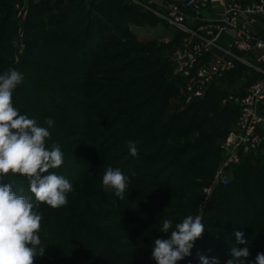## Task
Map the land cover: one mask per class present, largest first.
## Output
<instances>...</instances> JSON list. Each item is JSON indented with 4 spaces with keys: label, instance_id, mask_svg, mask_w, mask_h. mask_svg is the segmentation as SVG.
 <instances>
[{
    "label": "trees",
    "instance_id": "trees-1",
    "mask_svg": "<svg viewBox=\"0 0 264 264\" xmlns=\"http://www.w3.org/2000/svg\"><path fill=\"white\" fill-rule=\"evenodd\" d=\"M12 1L0 0V50L5 53L8 44L11 52L16 46V25L13 21L9 23L10 7L5 10L6 3L8 6ZM122 1L45 0L41 6L35 5L23 25L24 31L32 34L27 43L31 52H25L16 66L23 74V81L13 90L12 102L21 115L44 118L38 126L47 127L48 118L59 121L48 129L50 138L46 139L45 146L48 150L59 146L62 152L71 154L73 161L64 156L61 169H49L45 175L56 171L55 174L63 176L65 170L63 177L74 188L81 186L98 167L119 169L129 178L126 191L132 192V195L126 192L125 200L137 202L140 205L137 212L146 219L132 221L143 227L128 232L127 216L108 213L124 220L116 225L110 223L111 219L81 217L77 219L81 225H73L70 230L74 241L65 244L72 249L48 256L57 263H39L35 259L34 264H157L150 261L155 260L152 253L137 249L143 232L152 231L145 235L151 239L170 237V234H159L158 229L167 215L158 213L157 208L172 209L179 222L186 218L183 212L193 217L198 215L195 210L200 204L185 195L190 190L201 191L213 179L223 160L218 143L228 139L238 120L239 109L223 105L230 94L217 87L210 88L202 99L190 105L183 103L182 111L165 119L170 100L180 98L184 102V97L179 96L182 84L174 76L173 63L160 57L162 51L156 43H145L135 51H128L127 45L122 44L129 34L128 26L154 29L161 23L153 15ZM120 14L122 21L113 22L107 17ZM119 46L123 49H115ZM135 52L142 57L119 64ZM33 56L36 59H31ZM129 71L133 74L129 79L109 77ZM247 73L240 67L227 81L234 85ZM202 129H206L203 140L189 139L194 131ZM129 141L135 142L136 157L129 154L125 145ZM252 162L250 154L234 170L228 185L214 190L216 194L222 189L220 198L227 194V203L217 199L203 207L205 231L195 241L196 248L191 250V255L177 264H200L197 253L219 257L220 264H226L232 257L231 248L225 243L248 247L250 256L245 264H254L257 253H264V162L257 161L255 165ZM73 167L76 168L74 175ZM2 182L10 183L16 192L24 188L22 195L30 200L34 198L26 176L9 172L2 177ZM145 186L170 193L176 204L173 207L163 202L161 206H154L156 198L149 190L141 189ZM32 202L33 210L38 213L46 206ZM231 205L237 208L235 213L231 212ZM54 224L55 228L61 226L59 222ZM210 231L217 233L209 234ZM236 231L244 233L247 244H237Z\"/></svg>",
    "mask_w": 264,
    "mask_h": 264
},
{
    "label": "built area",
    "instance_id": "built-area-1",
    "mask_svg": "<svg viewBox=\"0 0 264 264\" xmlns=\"http://www.w3.org/2000/svg\"><path fill=\"white\" fill-rule=\"evenodd\" d=\"M125 1L180 36L172 63L185 105L227 83L228 76L240 67L259 76L243 95H229L223 101L224 106L239 109L223 146V164L215 176V187L227 186L232 169L264 146V115L259 109L264 103V0L253 4L241 0ZM26 19L27 10L23 9L18 13L21 27Z\"/></svg>",
    "mask_w": 264,
    "mask_h": 264
},
{
    "label": "clouds",
    "instance_id": "clouds-1",
    "mask_svg": "<svg viewBox=\"0 0 264 264\" xmlns=\"http://www.w3.org/2000/svg\"><path fill=\"white\" fill-rule=\"evenodd\" d=\"M23 81V74L10 69L0 74V264H34L37 253L42 256L45 247H40L38 233L42 216L33 210L34 205L24 195L13 191L10 183L2 177L9 172L26 176L30 181V192L35 200L52 208L67 204V194L73 191L72 184L61 175L50 173L64 162V153L59 146L51 150L45 146L50 138L49 128L54 121L48 118L47 127L38 126L35 119L21 115L13 106V90ZM129 154L138 155L135 142H128ZM129 178L119 169L107 168L102 178L105 190L112 189L121 200L128 187ZM23 191L22 189L20 190ZM174 229V230H173ZM170 233L169 238H156L152 258L157 264H177L191 255L194 243L205 231L202 217L189 215L182 222L163 219L161 233ZM237 244H247L244 233L234 232ZM231 259L226 264H245L250 256L248 247H231ZM200 264H220L219 257L197 253ZM252 264V262H249ZM254 264H264V253H257Z\"/></svg>",
    "mask_w": 264,
    "mask_h": 264
},
{
    "label": "rangeland",
    "instance_id": "rangeland-1",
    "mask_svg": "<svg viewBox=\"0 0 264 264\" xmlns=\"http://www.w3.org/2000/svg\"><path fill=\"white\" fill-rule=\"evenodd\" d=\"M45 0H14L10 3H6V7L5 10L11 9V17L9 19V23H12V21L15 23L16 25V29H17V36H16V46H15V51L11 52L10 50V44H8L6 46V53L2 50H0V62H3V64L0 66V74H3L4 72L10 70V69H15L16 70V66L20 65L21 61H22V57H25V52L28 51V53L31 52V50L27 47V43H28V39L31 37L32 34H27L24 31V26L21 27L20 21L18 20V13L20 11H22L23 9L27 10V17L29 16V12L34 10V6L35 5H40L42 3H44ZM242 2L249 4V3H257L260 0H241ZM122 2H125V0H123ZM127 3V2H125ZM129 4V3H128ZM33 9V10H32ZM8 11V10H7ZM1 13V12H0ZM54 13V12H53ZM2 14V13H1ZM56 14V13H54ZM122 14L120 15H116L115 17H110L107 16L108 18H111L113 20V22H117V21H122L123 18L121 17ZM120 24V23H119ZM121 25V24H120ZM128 35L127 37L124 38V42L122 44H124V47H126L125 45H127L126 49H128V51H135L139 50L141 48L144 47L145 43H156L157 48L161 49V55L160 57H163L165 60L167 59L168 61L172 62V57H173V53L175 51V49L179 46L180 43V39H179V35L177 36V34L175 33V31L172 28H168L166 26L163 25H159L158 27L152 29L149 27H145V28H137V27H133V26H128ZM30 40V39H29ZM33 41V43H38V40H31ZM146 48V47H145ZM115 49H123L121 46L116 47ZM133 49V50H131ZM9 50V51H7ZM109 53V52H108ZM140 57H142L140 55V53L135 52L132 55H129L127 57H124L123 60H121L119 62V64L121 63V65H125L128 63H131L132 61L138 60ZM31 59H36L33 57H31ZM133 76L132 71H129L127 73L122 74V76H115V75H110L109 77H126V78H131ZM72 80H74L75 78H71ZM113 85V84H111ZM242 84L238 85V90L239 88H243V85L241 87ZM230 92H233L232 88H229ZM237 90V91H238ZM182 95V97H184L183 92H179V96ZM185 104V100L184 102H182V99L180 98H175V100H170L168 103V109H167V113L165 115V119H168L169 117H171V115H174L175 113L182 111L183 106ZM34 119L37 121V123L42 120H44V118H41L39 116H34ZM55 124H59V121L51 118ZM47 120V119H46ZM206 133V129H202V130H198V131H194L191 136L189 137L190 140L195 141L196 139H204ZM128 147V144H125ZM65 158L67 159H73L71 157V154L69 152H63ZM110 156L113 154H109ZM247 159V157L245 158ZM73 161V160H72ZM222 163V162H221ZM77 165V164H76ZM221 165V164H220ZM64 167H68L65 166ZM77 167V166H75ZM75 167H73L74 170H72V175H74V171H75ZM110 166H106V167H98L96 170H94L93 173H91L89 176H87L84 180V182L82 183V185L74 187L73 191L67 194V204L59 207V208H52L50 206H48L46 203L45 208L41 211L44 212H39V214L42 216V220H41V229L39 234L41 235L40 239H41V245L40 247H45V251H48V254H43L42 256H39V254L37 253V261L39 263H43V262H49V263H57L56 260L54 259H48V256H56L59 255V253L63 252L65 249H69L71 250L72 247L71 246H66L65 244H70V242L74 241V237H70V230L72 229L73 225H81V221L77 220L79 218H83L86 217V219L89 217H101L106 218V219H111L110 223L116 225L117 223H124L122 220V218H118V217H129L128 222L129 226L126 228V231H131L132 229H137V228H141L143 226L141 225H137L134 223H131L132 221H138V222H143L145 218V216L140 215L138 212L140 210V205L137 204V202H135L136 204H132L130 201L127 202L125 200V198L123 200H121L119 197H117L115 195V191L110 189V190H105L103 185H102V178L103 175L105 174V171L107 170V168H109ZM61 169V166L59 168H56V171H59ZM65 169V168H64ZM63 169V170H64ZM152 169V168H151ZM55 171V173H56ZM53 171L49 172L48 174L52 173ZM65 170L63 171V176H65ZM233 172L230 173V178L229 180L231 181L233 178ZM216 176V174H215ZM215 176L213 177V179L206 184V187L203 188L201 191H191L190 190V194L185 195L188 197V199H190L191 201H196L198 202L200 205L198 207L196 211V213H198V215L202 216V211H203V207L209 203L211 200H216L217 199H222L224 201V203H227L228 200V195L224 194L222 198H220V192H222V189L218 190V193H214L213 192V188H217L215 187L214 183H215ZM198 185H202V184H198ZM129 186V185H128ZM28 187V186H27ZM20 190L24 189V188H19ZM130 189V188H129ZM141 189H146L149 190L150 193L153 194V197L156 198L153 199V203L154 206H161L163 204V202H169L173 205L176 204L177 200H175L173 197L170 196V193H166L164 191L158 190V189H153L150 187H146L145 188H141ZM17 191L20 194H24V191ZM128 195H132L131 191H125V194ZM17 193V194H18ZM173 193V192H171ZM26 194V193H25ZM136 194L133 192V195ZM34 197V194H32ZM224 198V199H223ZM32 200H35V197L32 198L30 201L32 202ZM140 200V199H138ZM179 201V200H178ZM33 203V202H32ZM139 203V202H138ZM170 204V205H171ZM174 207V206H173ZM177 209V208H176ZM175 209V210H176ZM235 209H237L235 206L231 205V212L235 213ZM158 213L167 215V217H165V219H172L174 223H178V217H176L173 212L172 209H163V208H157L156 209ZM182 210V209H181ZM134 211V212H133ZM138 211V212H137ZM179 211V210H178ZM184 211V210H182ZM108 213H112L113 215H117L116 216H109ZM184 215L187 217L189 215L192 216V214H188L183 212ZM135 214V215H133ZM106 215V217L104 216ZM196 215V214H195ZM76 218L75 219L73 218ZM111 217V218H109ZM55 222H59L60 223V227H56L55 228ZM148 223H146L147 225ZM143 229V228H142ZM174 230V229H173ZM159 231V229H158ZM152 232V231H151ZM151 232H143L144 236L141 237L140 242L137 245V249L139 252L141 253H152V248L154 245V240L155 239H151V238H147L145 235L151 233ZM171 230L169 233H159V234H170ZM209 234H216L217 232L214 231H210L208 232ZM152 235V234H151ZM224 243V242H221ZM133 244H129V245H134ZM226 246L228 247H234L230 244L225 243ZM146 246V247H145ZM196 248V245H194L193 249ZM212 251L219 253L217 249L212 248ZM45 253V252H44ZM65 255V254H64ZM221 257H225L223 254L221 255ZM186 258V257H185ZM152 262H155V260H150ZM183 260L177 261V263L182 262Z\"/></svg>",
    "mask_w": 264,
    "mask_h": 264
},
{
    "label": "crops",
    "instance_id": "crops-1",
    "mask_svg": "<svg viewBox=\"0 0 264 264\" xmlns=\"http://www.w3.org/2000/svg\"><path fill=\"white\" fill-rule=\"evenodd\" d=\"M256 55L255 56H252V60L254 61L255 59H256ZM253 74H255V73H253L252 72V74L251 73H247V74H245L244 75V77L243 78H241L236 84H234V85H231L230 83H222V84H220L219 85V89H221V90H223V91H226V92H228L230 95H243L245 92H246V90H247V88L250 86V84L252 83H254V82H256V80L259 78V76L256 74V76H257V79L256 78H254V76L255 75H253ZM256 79V80H255ZM240 84H242L243 85V88H239V90H238V85H240ZM242 85H241V87H242ZM227 87H229V88H232L233 90V92H230L229 91V89L227 88ZM238 90V91H237ZM259 109H260V112L264 115V103H262L261 105H260V107H259ZM219 146H220V148H221V150H222V152H223V160H224V156H225V151H224V149H223V146H224V144H225V141H220L219 143ZM249 156V155H248ZM248 156H246V157H248ZM252 158H253V164L255 165L256 163H257V161H261V162H264V146L262 147V148H260L257 152H255V153H252ZM223 160H222V163H221V165L219 166V168L222 166V164H223ZM244 161H245V159L243 160V162L241 163V164H239L237 167H234L233 169H232V171L231 172H233L236 168H238L240 165H242L243 163H244ZM218 168V169H219ZM230 172V173H231ZM214 190H215V188H213V192H214Z\"/></svg>",
    "mask_w": 264,
    "mask_h": 264
}]
</instances>
